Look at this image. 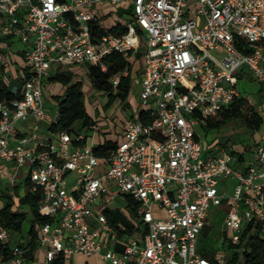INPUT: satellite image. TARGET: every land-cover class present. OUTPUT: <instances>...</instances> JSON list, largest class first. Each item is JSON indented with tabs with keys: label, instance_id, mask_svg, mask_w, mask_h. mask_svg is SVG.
I'll list each match as a JSON object with an SVG mask.
<instances>
[{
	"label": "built area",
	"instance_id": "2783aa9c",
	"mask_svg": "<svg viewBox=\"0 0 264 264\" xmlns=\"http://www.w3.org/2000/svg\"><path fill=\"white\" fill-rule=\"evenodd\" d=\"M121 1L0 0L1 74L19 83L12 86L18 97L0 100V168L14 178L26 167L22 195L42 192L38 213L48 220L38 226L37 240L45 264L76 253L97 254L98 264H225L227 244L240 245L245 234L257 232L256 224L264 226V137L240 159L226 145L203 151L198 127L236 99L252 103L239 91L246 72L264 87V0H130L128 18L117 23L125 31L94 34L103 9ZM15 41L22 46L15 48ZM137 52L138 99L149 121L127 117L124 139L104 156L93 144H74L82 133L58 131L54 141L39 136L38 122L56 121L43 97L54 67L105 71L110 54L131 62ZM15 53L27 75L11 71ZM127 73L113 74L111 86ZM29 117L28 128L18 130ZM224 178L232 180L231 193ZM6 184L0 209L7 200L17 209L22 195L12 189L20 183ZM126 196L138 203L137 217L131 233L117 223L127 238L116 250L103 239L116 233L104 209L116 210ZM222 203L221 239L209 259L197 241L210 207ZM9 238L0 223L1 248ZM28 251L27 243H17L0 252V264H25Z\"/></svg>",
	"mask_w": 264,
	"mask_h": 264
},
{
	"label": "trees",
	"instance_id": "16d2710c",
	"mask_svg": "<svg viewBox=\"0 0 264 264\" xmlns=\"http://www.w3.org/2000/svg\"><path fill=\"white\" fill-rule=\"evenodd\" d=\"M129 12V10H128ZM106 18V17H105ZM102 21H104V19ZM102 22L101 30L93 29L94 34H100L103 31H110L113 33L125 31V27L119 24L114 26L105 25ZM143 41V40H141ZM141 61L140 53L137 52L133 61ZM106 70L102 71L94 65L88 66V78L89 85L98 90L105 91L107 102L104 106H108L109 103L113 101L114 98H119L120 100H125L130 91V62H128L123 56L118 53L110 54L106 60ZM10 67L11 71L16 74L19 70L23 74L27 75V69L24 67L22 56L20 53L10 56ZM124 68L128 69V75L121 76L119 84L116 87H112L110 84V78L113 74L122 71ZM142 65L138 68L140 74ZM0 67V100H10L18 97L19 94L14 92L12 89L13 85H16L12 80L4 78L1 74ZM50 81H56L63 85L64 90L59 95L51 96L57 105V117L56 121L48 126V130L51 133L58 131L73 132L74 128L72 127L74 123L79 122L82 126H89L93 123V120L88 115L85 104H84V93H83V81L77 78L76 74L70 70H66L61 73H56L52 77H48ZM47 78V79H48ZM45 79V80H47ZM44 80V81H45ZM44 87V85H43ZM262 86L260 85L257 93L261 92ZM151 113L146 111L142 106L138 108L137 117L142 121H149L151 118ZM244 118L246 127L250 131H255L259 128L264 121V116H261L260 110L251 104L247 105L244 101V98L234 100L227 107L223 108L217 113L216 116L208 118L205 125H200L205 134L208 130H214L221 128L225 123L237 118ZM75 145L82 144L81 141H73ZM118 142L115 141H106L105 143L94 146L95 154L99 156H104L111 149H113ZM247 148H252L251 145H248ZM231 154L238 155L241 159L242 153H235L231 151ZM17 193V188L12 189ZM42 198V192L40 189H36L33 192H25L17 200L18 207L14 209V204L11 200H7L4 203V206L0 209V223L7 227L10 230L20 231L22 222L27 220L29 227L27 234L29 235V241L27 247L29 252L35 248L38 244V226L47 221L48 217L41 216L38 213V205ZM138 203L132 200L129 196H126L124 202V208L127 212V215L122 214L117 209L109 210L104 209V214L107 218L108 223L113 227L118 235L124 233L117 228V223H122L127 233L133 231V225L136 220V210ZM257 232L255 234H245L241 238L240 245L237 244H227L228 256L225 264H264V226L260 224L255 225ZM211 228H206V225L202 229L201 236L210 235ZM249 231V230H247ZM248 234V232H247ZM220 239L216 240L217 245ZM242 245V248H241ZM7 248H1L0 252H7ZM199 252L211 259L214 251L208 253L203 249L198 248ZM201 250V251H200ZM28 259V256H27ZM47 264H64V260L61 254H57L54 259Z\"/></svg>",
	"mask_w": 264,
	"mask_h": 264
},
{
	"label": "rangeland",
	"instance_id": "374dc122",
	"mask_svg": "<svg viewBox=\"0 0 264 264\" xmlns=\"http://www.w3.org/2000/svg\"><path fill=\"white\" fill-rule=\"evenodd\" d=\"M103 11L104 13L107 14L110 13V19H113L112 18L113 6H107L103 9ZM107 23L108 22H106V24ZM246 75H248L247 72ZM76 76L77 78L83 81L82 89L84 93L85 109L90 115L92 112L96 111L97 117H99L100 115L99 111L102 110L103 115L104 116L106 115L108 119L114 118L119 120L121 119V117H125L126 115H128V111L132 108L133 104L139 102L138 99L139 85H136L133 79L131 81L130 92L124 101L116 97L113 99L111 103L108 104V106H104V104H106L107 102L105 94L98 92V90L94 88L91 90L90 93L91 95L86 94V90L91 88V86L89 85L88 75L86 76L84 75L82 78V75L77 73ZM14 83L19 85L17 81H15ZM59 84H60L59 82H57V84L54 83L52 84V81L50 80L44 81L45 90L43 91V97H44V101L46 102L44 104V109L46 112H49L52 115L55 114L57 107L53 102V100L51 99L52 97L50 94V89L52 86L57 88L58 86H60ZM61 86L63 85L61 84ZM257 86L258 83L249 79L248 77L247 78L244 77L239 82V91L241 92V94L243 96L252 97L250 98V100L253 103H250V101L246 99L244 100L247 105L254 104L253 98L256 97ZM260 114L261 116H264V111L261 110ZM261 128H262V124L259 126L257 130L259 131ZM249 131L250 130L245 125L243 116L235 120L228 121L219 129L208 130L205 134V137H204L205 132L202 130L200 126L198 127V133L200 134L203 147L205 148L203 151H206L207 148L210 149L211 146L215 144L227 145L228 148L234 151L235 153H242L244 158L250 157L252 152V148L249 149L247 148L248 145H252V137ZM12 172L13 171L11 170L9 171L6 169L2 173L0 172V186L1 185L4 186V184L9 182L10 180H14V183H20V186L17 187V194L22 195L24 188V179L27 175V168L22 167L20 168V170H16L14 178H12L13 177ZM67 179L70 181L71 179L70 176H68ZM231 181L232 180H230V178H224L225 184L229 185L228 193H231L232 190ZM10 188L12 189L11 186ZM117 203L123 205L122 201L119 202V199H117ZM225 209H226V205L224 203L210 207V211L207 215V223H206V228H211L210 235L202 237L201 236L202 232H200L196 246L197 251H199L198 250L199 247L200 249H203L208 253L216 249L217 242L219 239H221L222 222H223ZM28 227H29L28 221L25 220L22 222L20 231L10 230L9 245H13L19 238H26ZM88 264H97V263L94 261H89Z\"/></svg>",
	"mask_w": 264,
	"mask_h": 264
},
{
	"label": "crops",
	"instance_id": "0c3cea01",
	"mask_svg": "<svg viewBox=\"0 0 264 264\" xmlns=\"http://www.w3.org/2000/svg\"><path fill=\"white\" fill-rule=\"evenodd\" d=\"M130 4H131L130 0H122L121 2L114 4L113 5V14H112L113 19H110V13H108V14L105 13L106 18L102 22H104L105 24H106V22H108L110 24L111 21H113V25L117 24L118 22H123L129 16L128 10H129ZM123 18H124V20H123ZM13 46L15 48H20L22 45L20 44V42L15 41L13 43ZM16 54H18V53H15L12 55H16ZM130 64H131L130 71H129L130 86H131L132 79L134 80L136 85H139L138 68L142 65V60L141 61H139V60L133 61L132 60L130 62ZM66 70H70V71L74 72L75 74H77V73L81 74L82 78L84 75L85 76L88 75V71H87L85 66L76 65V66H67V67H54L53 71L50 74V77H52L56 73H61V72H64ZM127 75H128V73H127ZM244 77L245 78L248 77L249 79L253 80L250 75L242 76L241 80ZM48 80H49V78L47 79V81ZM53 83L57 84L56 81H52V84ZM59 85L60 86H58L57 88H55L51 85L52 86L50 89L51 96L59 95L63 92L64 87L61 86V84H59ZM259 86L260 85L258 84L257 89H256V93H257ZM92 89H93L92 87L90 89H87L86 94L87 95L90 94ZM262 89H264V87H262ZM44 90H45V87H43V91ZM98 92L105 94V97H106V93L104 91H98ZM51 99L53 100V98H51ZM122 101H124V100H122ZM253 101H254V104H251L252 106L256 107L260 111L261 110L264 111V90L257 93L256 97L253 98ZM53 102L55 103L54 100H53ZM45 103L46 102L44 101V104ZM55 105H56V103H55ZM56 107H57V105H56ZM139 107H140L139 102L136 104H133L132 108L128 111V115H126L125 117H121V119H119V120L114 119V118L108 119L106 115L105 116L103 115L102 110L99 111L100 112L99 117H97L96 111L92 112L91 115L87 112L88 115L93 120L94 128L89 127V126L84 127L79 122H76L73 124L74 131L71 133H73V134H74V132L75 133H82L84 138L81 140V143L82 144H84V143L85 144H93L94 146L101 145V144H103L109 140L115 141V142L121 141L124 139L123 128H124L125 119L127 117L137 116V112H138ZM97 110H98V108H97ZM52 116L55 118L57 117V109H56L55 114ZM33 120L34 119L32 117H29L28 119H26L24 121L18 122L17 123V129L20 131H25ZM38 124H39L38 134H39V136H41V138L42 137L47 138L48 140L53 139V141L56 139V136H55L56 132L51 133L48 130L49 125L47 123L40 121V122H38ZM249 132H250V135L252 137V145L251 146L253 149V147L261 141L262 137H264V130H262V128H261L259 131L256 130V131H249ZM230 151H232V150H230ZM233 156H235L236 158L238 157V155H235V154ZM3 171L4 170H1V168H0V172L2 173ZM72 177H73V174H70V178H72ZM24 188H25V185H24ZM8 191H9V187L7 186V184H4V186L1 185L0 195L1 194L6 195ZM119 202H121V201L119 200ZM115 204H117L116 209L119 212H121L124 215H127V212L124 208V203H123V205H121L120 203H117V201H116ZM37 231H38V229H37ZM126 238H127L126 236L123 237L122 234L118 235L117 233H113V234L109 233L108 235L104 234V236H103V239L107 240V244L109 246L115 248L116 250L122 249ZM29 239H30L29 235L27 234L26 238H19L13 245H9V242H10V238H9V242L7 244V249H10L12 246H14L15 244L20 243V242L28 243ZM89 261H94L98 264L97 254H92V255L86 256V255H83L81 253H76L75 255L71 256L67 262H64V264H88ZM25 264H45V250L39 242L35 248H33L30 252L28 251V259H27Z\"/></svg>",
	"mask_w": 264,
	"mask_h": 264
}]
</instances>
